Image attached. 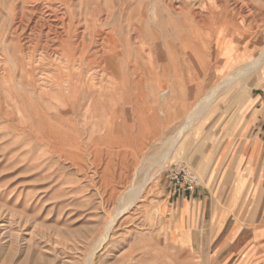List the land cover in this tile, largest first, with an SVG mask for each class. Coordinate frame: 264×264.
Masks as SVG:
<instances>
[{"label": "rangeland", "instance_id": "rangeland-1", "mask_svg": "<svg viewBox=\"0 0 264 264\" xmlns=\"http://www.w3.org/2000/svg\"><path fill=\"white\" fill-rule=\"evenodd\" d=\"M242 1L246 60L217 75L212 45L172 72L165 45L189 32L179 18L163 20L159 62L140 48L138 0H0V264H198L160 190L173 165L219 184L213 163L235 155L243 107L264 95L259 71L222 82L264 54V0Z\"/></svg>", "mask_w": 264, "mask_h": 264}, {"label": "crops", "instance_id": "crops-1", "mask_svg": "<svg viewBox=\"0 0 264 264\" xmlns=\"http://www.w3.org/2000/svg\"><path fill=\"white\" fill-rule=\"evenodd\" d=\"M242 112L238 151L225 162L226 147L210 169L219 184L192 193L161 186V217L198 264H264V95L251 96Z\"/></svg>", "mask_w": 264, "mask_h": 264}, {"label": "bare ground", "instance_id": "bare-ground-1", "mask_svg": "<svg viewBox=\"0 0 264 264\" xmlns=\"http://www.w3.org/2000/svg\"><path fill=\"white\" fill-rule=\"evenodd\" d=\"M62 1L65 2L66 0H62ZM33 4H31V5H33ZM147 6H150V11H149L150 13L148 14V18H147V13H145ZM246 8H247V5L242 0H150L149 4H145L144 0H138L137 9H138V11H140V9H141V14H139L138 19H136L135 24H133L132 32L135 36L134 40L137 41L138 44H140V48L142 47V49L144 50V47L146 46V48L149 50V53H151V50L154 49L155 60H156V62H159L160 58H162V52L160 50V45H159V37L163 33V30H164V28H162L163 20L165 19V21L168 22L167 26L170 24L171 27H173L174 25H176L175 19L179 18L181 25L184 27L183 29L187 30L189 32H188V35H184V36L180 37V39H179V43L182 44V48L179 49L175 45V42L173 40L168 41L165 45L166 56L168 57L171 65H172V72L173 73L175 72V68H176L175 65L177 63L176 62L177 61L176 56L179 55L180 58L182 56V58L180 59L181 62L183 64L188 65L189 63L194 62L195 58L199 59L203 56L202 52H204V51H202L201 48H204L208 45L209 46L212 45V47H214V51H215L216 55L219 57V60H220V66H218L216 68L215 73L217 75H222L221 73H224V71L228 70L232 65L241 64L246 60V49L243 48V50L238 51L237 50L238 45L236 44V41L233 39V36L235 35V33L238 32V28H239V26L237 25L238 21L240 20V21H242V23L243 22L246 23V22H248V20L250 18L249 14L244 16V14L246 13ZM259 11H260L261 15L263 16L262 20H264V8L261 7L259 9ZM95 13L97 14V12H95ZM93 15L94 14H92V16ZM245 19H247V20H245ZM101 21H103V20H101ZM105 22H107V21H105ZM142 26L147 28V32H149L151 34L150 36H154L153 37L154 40L152 43L146 44L145 39L143 40L144 37L142 36L143 35L142 34ZM65 28H67V27L65 26ZM12 30H13V28H12ZM207 30L210 32H207ZM10 32H11V30H10ZM20 33H21V31H20ZM238 33H240L239 35L242 36L240 41H239L240 44L241 45L247 44L248 37L246 35H243L240 31ZM76 37H78V36H76ZM102 37H103V34H102ZM150 38L152 39V37H150ZM74 39H75V37H74ZM129 41H130V39H129ZM99 42H100V40H99ZM52 47H54V46H52ZM73 47H74V45H73ZM114 48H116L115 43H114ZM95 49H97V48H95ZM114 57L115 56H113V58ZM104 61H106V60H104ZM243 67L244 68L240 69V71L237 74L227 75L222 81V82H224L223 85L229 84L230 82H232L233 80H235L239 76L245 77V76H247L253 72H257V71H259V75L261 76V80H264V54L263 53L257 55V57H255L254 61H252L248 64H245ZM256 74H258V73H256ZM242 79H243V77L241 78V81H242ZM218 88H219V86L217 87V89ZM246 88H248V87L246 86ZM246 94L247 95L249 94L248 96H250V88L247 90H244V89L242 90V92L239 94L240 95L239 100H241L243 98V96ZM243 99H242V101H243ZM242 101H241V103L243 104ZM108 229H109V226H108ZM105 230H107V229H105ZM107 232H109V231H107ZM104 235H107V234L104 233ZM106 237H108V236H106ZM101 240H103V239H101ZM98 244L99 245L97 247L100 246V244H101L100 241Z\"/></svg>", "mask_w": 264, "mask_h": 264}, {"label": "built area", "instance_id": "built-area-1", "mask_svg": "<svg viewBox=\"0 0 264 264\" xmlns=\"http://www.w3.org/2000/svg\"><path fill=\"white\" fill-rule=\"evenodd\" d=\"M167 180L170 184L178 186L182 191L192 193L199 187V179L196 174L187 167L170 166L167 169Z\"/></svg>", "mask_w": 264, "mask_h": 264}]
</instances>
